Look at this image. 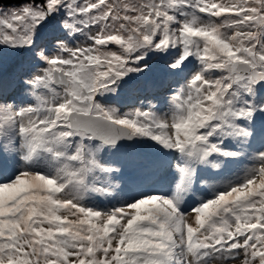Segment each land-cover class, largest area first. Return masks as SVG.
<instances>
[{
	"label": "snow or ice",
	"instance_id": "1",
	"mask_svg": "<svg viewBox=\"0 0 264 264\" xmlns=\"http://www.w3.org/2000/svg\"><path fill=\"white\" fill-rule=\"evenodd\" d=\"M0 52V264H264V0H0Z\"/></svg>",
	"mask_w": 264,
	"mask_h": 264
},
{
	"label": "rangeland",
	"instance_id": "2",
	"mask_svg": "<svg viewBox=\"0 0 264 264\" xmlns=\"http://www.w3.org/2000/svg\"><path fill=\"white\" fill-rule=\"evenodd\" d=\"M20 3H12L9 5L2 4V6L14 8ZM0 54H2L4 58L9 57L7 62L9 65L14 64L18 60V58L12 57L11 55L4 56L2 52ZM150 63L152 64L151 70L140 77L141 87L138 90H126L117 100L112 101L113 106L120 108L122 112H127L134 108L141 107V101H144L146 105L147 100H152L158 108L163 111L167 110L165 100L170 94L168 91L169 86L175 89L178 85L175 83V78L165 71L163 61L153 59ZM160 70H164L165 75L161 80H158L156 78L158 77L157 75L160 74ZM97 203L103 206L107 205L108 201L98 198Z\"/></svg>",
	"mask_w": 264,
	"mask_h": 264
},
{
	"label": "bare ground",
	"instance_id": "3",
	"mask_svg": "<svg viewBox=\"0 0 264 264\" xmlns=\"http://www.w3.org/2000/svg\"><path fill=\"white\" fill-rule=\"evenodd\" d=\"M1 53V52H0ZM8 59H9V57L8 58H4L3 56H2V54H0V63H3L4 64V68H5V71H7V72H11L12 70H13V68L15 67V65H16V63L18 62V60L14 63V64H11V65H9L7 62H8ZM8 64V65H7ZM6 65H7V67H6ZM165 74H164V70H160V74L159 75H157L158 77L156 78V79H158V80H161L162 79V77L164 76ZM156 76V75H155ZM154 76V77H155Z\"/></svg>",
	"mask_w": 264,
	"mask_h": 264
},
{
	"label": "water",
	"instance_id": "4",
	"mask_svg": "<svg viewBox=\"0 0 264 264\" xmlns=\"http://www.w3.org/2000/svg\"><path fill=\"white\" fill-rule=\"evenodd\" d=\"M21 0H2V4L3 5H9V4H12V3H20Z\"/></svg>",
	"mask_w": 264,
	"mask_h": 264
}]
</instances>
